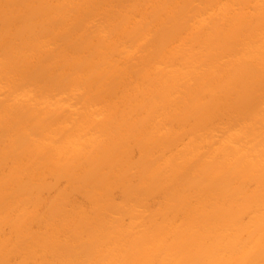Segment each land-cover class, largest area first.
Wrapping results in <instances>:
<instances>
[{"label":"bare ground","instance_id":"obj_1","mask_svg":"<svg viewBox=\"0 0 264 264\" xmlns=\"http://www.w3.org/2000/svg\"><path fill=\"white\" fill-rule=\"evenodd\" d=\"M94 1L0 0L21 28L0 33V264H264V0H102L118 13L55 49ZM166 15L182 25L148 52ZM46 54L53 80L31 72ZM234 91L263 94L247 107ZM46 176L92 212L64 209L65 190L44 215ZM117 188L140 195L108 209Z\"/></svg>","mask_w":264,"mask_h":264},{"label":"rangeland","instance_id":"obj_2","mask_svg":"<svg viewBox=\"0 0 264 264\" xmlns=\"http://www.w3.org/2000/svg\"><path fill=\"white\" fill-rule=\"evenodd\" d=\"M130 1V0H129ZM92 10L94 11V18L92 22H87L85 25H83V23L78 24V23H74V25H72V27L70 28L69 31L66 32H59L57 35V43L55 44L54 48L55 49H61L63 47H70L74 50H80L84 44H86L87 40L89 39V37H83V38H75V29L78 27H82L85 29L90 30L91 28H93L94 26L98 25L102 19L109 14H114V13H118L116 11V9L110 5L107 4V6H102V0H95L93 5H92ZM247 13H251L252 11L250 10V8H248L246 10ZM187 16V14L184 15L183 19H185ZM19 17V16H18ZM8 18H11V15L8 13V11L6 10H0V20L2 23H0V33L5 32V34L8 37H15L18 34H20L21 32V28L19 27L18 24H6L4 20H7ZM172 16L171 15H166V21L160 26L157 27L155 29V31L148 37L147 41L153 43L152 46H150L149 48H147L148 52H154L158 46L160 45V41H164L165 37L168 35V33L170 32H174L175 30L179 29L181 27V22H171ZM184 22V20L182 21ZM161 39V40H158ZM157 41V43H154V41ZM52 49H49L48 52H50ZM142 52H137L134 55V60L132 63V67L135 71L139 70L141 65L140 62L138 61L140 56H141ZM116 61H118L121 65L125 64L124 60L120 57H116L115 58ZM228 58H223L221 60L220 63L225 64V62H227ZM37 61L33 62V65L31 67V72L34 76L40 77L42 80H53L55 78V75H53L52 73L49 72V66H50V58L49 55L46 54L45 56H43V59L41 62L36 63ZM264 80V78H263ZM262 80V81H263ZM7 92V88L3 89L0 91V102L4 99V95ZM235 95L238 97L243 98L246 101V106L250 107V104L252 105L251 101L253 99H256L258 97V95L260 96L261 94H257L256 92H245V93H240L238 91H234ZM60 96H65L60 95ZM80 96V94H75V98H78ZM71 104H73V109H80L81 105L79 104H75V102H71ZM249 104V105H248ZM20 117H24V115H20ZM221 132H218L216 135V138H218L220 136ZM216 140V139H215ZM188 141V137H184L183 140L181 141L180 144H178L177 146H175L172 150L167 152V155L171 154V153H175L176 151L180 150L181 147ZM1 131H0V146H1ZM125 156H127V158L129 159V163L131 164H136L141 162L140 158L141 155L139 153V150L137 147L135 146H131L130 150L125 152ZM89 171L93 172L92 170L89 169ZM89 171H85L87 174H83V179L86 178L88 182H92L93 179V175L90 176L93 173H89ZM2 176H6L7 175V170L4 169L1 172ZM84 175H88L86 177H84ZM90 180V181H89ZM85 181V180H84ZM136 181V180H133ZM131 186L135 187L137 186V183L131 182ZM252 187V185H251ZM77 188V189H76ZM67 191V197L65 199L64 202V209L66 210H71L73 208H77V209H82L84 211H86L87 213H91L92 212V208L89 206L88 202H87V197H86V190L82 189L80 187H74L73 186V190L71 189V185L69 184V182L64 179V178H55L53 176H46L42 182L41 185V190L39 192V200L41 205L39 206L40 211L45 215L46 211L48 210V207L55 201L56 197L58 196L59 193ZM10 191L6 192V194H9ZM135 193V192H134ZM132 193V195L128 194V192H126L123 189L117 188L114 189L110 194L108 199L112 202L111 207H109L108 209H113L116 208L119 204L121 205L123 202V199L127 198L124 196H128L131 198H135L134 196L136 195H140L138 194H134ZM138 197V196H136ZM147 207L146 209L148 210H154V208L158 205V203L160 202V199L158 197H153L152 199H149V201H147ZM117 205V206H116ZM114 206V207H113ZM145 210V213L148 211ZM107 212H110L107 211ZM106 212V213H107ZM150 212V211H149ZM45 220V216L43 218V221ZM125 221L127 222V219H125ZM32 232L35 234H42L44 232V227H43V223L40 224H35L32 227ZM2 237L3 238H9L10 237V230L9 227L5 226L2 229ZM65 240L60 238L59 243H63ZM64 244V243H63ZM61 244V245H63ZM18 261V258H14L11 260V264L15 263Z\"/></svg>","mask_w":264,"mask_h":264}]
</instances>
